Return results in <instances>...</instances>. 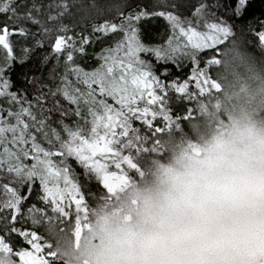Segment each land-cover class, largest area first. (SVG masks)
I'll use <instances>...</instances> for the list:
<instances>
[{
  "label": "snow or ice",
  "instance_id": "snow-or-ice-1",
  "mask_svg": "<svg viewBox=\"0 0 264 264\" xmlns=\"http://www.w3.org/2000/svg\"><path fill=\"white\" fill-rule=\"evenodd\" d=\"M182 6L198 20L204 21L206 30H198L191 21L185 27L173 11H157L141 3L130 2L127 7L131 11L127 13L117 7L119 23L105 20L101 24H93L91 36L83 33L70 36L67 34L70 29L63 23H58L56 27L48 26L49 21H59L69 11L67 0L56 4L59 11L55 15L49 13L46 21L39 18L41 6L35 2L20 14L16 0H0V48L6 53L5 63L0 65V100L8 105L4 107L0 104V171L14 177L11 183L19 184V187L2 186L5 199L0 200V264H67L65 256L58 252L56 246L34 230L42 220L50 222L53 217L47 216L45 209H37L35 204L25 205L36 191L37 198L50 207L56 219L69 223L67 231L78 238L79 231L87 226L93 209L85 198L87 185H82L73 175L68 158H74L84 169L86 180L95 179L106 190L101 200H111L130 183L133 176L129 173L142 177L141 158L161 154L164 151L163 137L174 133L182 135L181 121L194 120L191 108L185 109L184 115L174 116L170 102L195 101L196 111L201 115L208 111L205 100L211 101L222 91L220 73L214 79L207 67L199 68L197 56L201 51L211 50L208 53L211 58L206 62L209 67H220L222 58L232 51L234 59L248 64L254 78H259L256 68L257 65H264V61L257 62L250 53L240 51L244 42L243 32L238 40L234 26L226 20L219 17L207 20L208 15L215 16L210 9L220 10L229 18H239L240 27L247 28V34L258 41V47L264 52V20L253 22L247 19L250 0H215L211 4L208 0H183ZM92 7L96 5L93 3ZM166 7L176 8L177 5ZM148 17L163 18L169 24L172 36L166 45H145L140 40L137 25ZM26 23L38 26V34L43 37L36 40L37 48H44L45 41L48 42L50 52L43 56L42 63L55 56L58 64L59 58L64 56L66 64L61 86L55 91L48 89L46 93L44 89L47 85L41 84L35 89L38 94L32 100L28 99L27 87L12 91L13 83L8 75L16 59L11 38L28 39L30 35L33 38L37 35L25 26ZM117 32H122L123 38L115 42V47H105L95 54L101 61L99 67L87 71L74 63L76 55L87 54V47ZM180 37L185 38L183 45L173 42V38L178 40ZM22 51L24 59H27L33 49L25 47ZM141 53H151L158 61L165 62H175L177 55L186 56L195 67L189 79L183 82L172 80L170 84H165L155 74L151 62L141 58ZM24 59L20 61L21 66ZM69 73L85 87H72ZM167 74L165 69L164 75ZM23 79L31 85H35L37 80L36 77L29 79L27 75ZM193 83L195 91H190V84ZM170 92L174 98L169 95ZM58 94L75 107L65 109L55 99L51 106L46 107L48 95L55 98ZM108 98L115 103H108ZM34 109L39 110V117ZM53 113H59L57 123L66 138L57 129L51 128L49 121ZM68 116L77 118L71 126L64 122V117ZM158 119L162 127L154 123ZM134 122H139L140 127H134ZM141 128L145 130L144 134ZM37 134L52 147H43ZM150 140L151 146L147 147ZM54 141L58 143V148L54 146ZM28 159L32 160L30 165L24 163ZM37 181L38 190L34 189ZM29 220L31 228L26 226ZM63 232L49 226L52 236Z\"/></svg>",
  "mask_w": 264,
  "mask_h": 264
},
{
  "label": "clouds",
  "instance_id": "clouds-1",
  "mask_svg": "<svg viewBox=\"0 0 264 264\" xmlns=\"http://www.w3.org/2000/svg\"><path fill=\"white\" fill-rule=\"evenodd\" d=\"M243 53L244 50L240 49ZM222 91L143 159L87 226L52 236L67 264H264V65L229 51Z\"/></svg>",
  "mask_w": 264,
  "mask_h": 264
},
{
  "label": "trees",
  "instance_id": "trees-1",
  "mask_svg": "<svg viewBox=\"0 0 264 264\" xmlns=\"http://www.w3.org/2000/svg\"><path fill=\"white\" fill-rule=\"evenodd\" d=\"M33 2L41 6V13L39 14V18L42 20H47V16L49 13L55 15L59 9L55 7L56 4L61 3V0H16V4L19 6L18 11L20 14H23L24 11L32 7ZM130 2L141 3L146 8H155V10H169L173 11L180 18H186L192 16V12L187 8L182 6L183 0H67L69 4V11L65 13L63 17L60 18L59 21L56 22H48L49 27H56L58 23H63L68 26L70 31L67 33L72 36L75 34L83 33L84 35H92V26L93 24H101L105 20H110L113 22L119 23V14L117 11V7H120V10L127 13L131 11L130 8L127 7V4ZM215 0H208V3H214ZM93 3L96 7H92ZM171 4H176V8L166 7ZM251 8L248 12L247 19L250 21L256 20H264V0H250ZM48 5H53L52 8H49ZM210 12H215V16L208 15L207 17L211 20H215L217 17L220 19L226 20L229 24L234 26V31L236 32V37L239 38L244 34V42L241 46V49L253 55L257 62L264 61V52L260 50L258 47V41L247 34V28H241V21L239 18H229L228 15H225L222 11L217 9H210ZM36 13H34L35 15ZM160 23L153 27V34L149 35L147 30L152 29V25L149 22L144 24V27L139 28L140 40L145 45H154V46H163L164 40L172 35V30L168 23L164 22L163 18H156ZM26 27H29L32 32L37 33V35L33 38L31 35L28 39H24L22 37L13 36L12 45H13V54L15 56V61L13 62V68L10 73H8L12 83V91H16L18 88L27 87L28 88V99L32 100L35 94V89H38L41 84L47 85V88L44 91L47 93L48 89L55 91L58 87L61 86V77L65 73V59L64 56L59 58V63L57 64V60L55 56H53L46 63H42V58L45 54L50 52V48L48 42L45 41L44 48L36 47V40L43 39L40 36L38 26L31 25L30 23L25 24ZM99 35V34H96ZM167 36V38H166ZM123 38L122 32H117L115 34H109L106 37H103L102 40H97L94 45L87 47L86 55H76L74 57V63L84 68L87 71H91L97 67H99L101 61L96 58L97 53H100L101 50L105 47H115V42L119 41ZM176 42V40H175ZM228 45V42H225ZM30 48L33 51L29 54L27 59L25 58V53L22 51L23 48ZM224 47V46H220ZM210 49H206L201 51L197 59L199 61V68L204 69L207 67L209 75H211L214 79L217 78V74L220 71L219 66H207V60L211 57L208 55ZM144 55L142 59L150 61L153 70L157 76L160 77L165 84H170L172 80H178L183 82L184 80L189 79L192 74V69L195 67L192 60L189 57L177 55L175 62L168 60L167 62L160 60L158 61L154 55L151 53H141ZM5 51L0 48V64L3 65L5 63ZM24 59V64L21 66L20 61ZM167 69V75H164V70ZM27 75L29 79L32 77H36L35 85L26 84L23 77ZM72 74H68V79L71 81L72 87H79L83 89L85 86L82 84H78L76 82L75 77H71ZM95 87V86H94ZM190 91H195L194 83L190 84ZM170 96L174 98L173 93H169ZM53 99L60 101L65 109L74 108V105L68 104L66 100L63 99L61 95H57L53 98L51 95H48L46 107L51 106ZM199 99H204L203 97H199ZM112 102V100H109ZM211 101L205 100V103H210ZM170 106L172 108L173 115H184L185 109L191 108L193 109V117L194 120L199 116L196 111V103L195 101L187 102L181 101L178 103L170 102ZM39 117V112H38ZM59 118V113H53L51 116V120L49 124L51 128L60 129L61 126L57 123ZM76 117L68 116L64 117V122L69 125H73L76 121ZM157 126H163L161 121L158 119L154 122ZM188 121L182 120L181 126L185 130L187 129ZM134 127H140L139 122L133 123ZM141 133L144 134L145 130L141 128ZM179 135V133H175ZM166 136V135H165ZM164 136V137H165ZM63 137L65 138L66 135ZM54 146L57 148L58 144L54 141ZM147 147L151 146V140L146 145ZM52 147V146H49ZM46 147V148H49ZM147 157L144 156L141 158L140 163L143 162V159ZM59 159V158H55ZM29 160H25L24 163L29 164ZM67 163L71 166V171L73 175L79 180V182L83 185L86 184L87 187L84 189L85 198L90 208H92L97 202L101 200V198L106 194V190L102 187V185L95 179H87L85 177L84 169L76 162L74 158H68ZM112 170H115L114 168ZM134 176V173H129ZM14 180V177L8 175L5 172L0 171V200L5 199L3 185L9 184L13 187H19L18 182L13 184L10 183ZM34 189H39V182L37 181L34 185ZM2 193V194H1ZM42 194V193H41ZM31 204H35L37 209H45L47 216L53 217V219L49 222L47 219L42 220L41 224L36 226L34 230L38 232L45 240L53 243L52 235L49 233V226L54 227L55 231L60 230V225L57 224V221H61L60 219H56L55 215L51 212L50 207L46 206L42 201L37 198V193L34 191L33 196L29 199L28 203L25 207L31 206ZM72 221L74 222V216L72 217ZM27 227H33L31 221L27 222Z\"/></svg>",
  "mask_w": 264,
  "mask_h": 264
},
{
  "label": "rangeland",
  "instance_id": "rangeland-1",
  "mask_svg": "<svg viewBox=\"0 0 264 264\" xmlns=\"http://www.w3.org/2000/svg\"><path fill=\"white\" fill-rule=\"evenodd\" d=\"M181 20L184 22V26L185 27H188V22L189 21H191V23H192V26H194V27H197V29L198 30H200V31H204V30H206V29H204V27H203V23H204V21H202V20H198L195 16H189V17H186V18H181ZM207 20L208 21H213V20H211L210 18H208L207 17ZM146 22H149L151 25H152V29H150V30H147L148 31V33H149V35H151V34H153V27H155L157 24H159L160 22L156 19V17H148V18H146V19H144V20H141L140 21V23L138 24L139 26L138 27H144V24L146 23ZM164 22H166L167 23V21L166 20H164ZM170 36H172V35H170ZM166 38H167V36H166ZM168 39L169 38H167V40H164V45H166L167 44V42H168ZM175 40H176V42H175ZM173 42L174 43H180L181 45H183V43L185 42V38H183V37H180L178 40L176 39V38H173ZM163 45V46H164ZM142 56V55H141ZM143 58H144V55L142 56ZM177 57V56H176ZM1 65V64H0ZM218 72H220V71H218ZM71 77H74L73 75L71 76ZM109 100H112L111 98H108V103H111V104H114L115 102L112 100V102L111 101H109ZM0 104H3V106L4 107H8V105L7 104H4V102L2 101V100H0ZM15 110V109H14ZM34 111H36L37 112V115H38V112H39V110L38 109H34ZM81 123H83L82 121H81ZM69 125V124H68ZM71 126V125H70ZM57 131H59L60 133H61V136L63 137V135L65 136L66 134L62 131V128H60V129H58ZM66 138V137H65ZM37 139H38V142L43 146V147H49L50 145L47 143V141L46 140H44L43 139V137L40 135V134H37ZM58 144V143H57ZM58 148V147H57ZM69 158H72V157H69ZM32 163V160L30 159L29 160V165ZM11 183V182H10ZM2 194V193H1ZM57 224H59L60 225V230L59 231H61V230H64V231H67L69 228H70V224L69 223H64V222H62V221H57L56 222ZM58 232V231H57ZM52 237V236H51ZM53 241V240H52Z\"/></svg>",
  "mask_w": 264,
  "mask_h": 264
}]
</instances>
